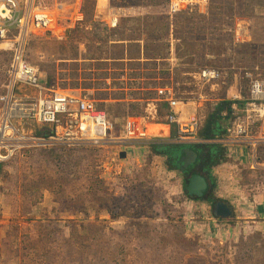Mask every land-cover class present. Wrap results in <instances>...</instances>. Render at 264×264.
I'll use <instances>...</instances> for the list:
<instances>
[{
	"label": "rangeland",
	"instance_id": "obj_1",
	"mask_svg": "<svg viewBox=\"0 0 264 264\" xmlns=\"http://www.w3.org/2000/svg\"><path fill=\"white\" fill-rule=\"evenodd\" d=\"M110 1L125 8L137 6L129 5L134 0ZM214 1L209 0L207 4L208 0H200L173 13L168 6L169 0H135L144 8L139 12L143 15L141 19L124 15L119 17L121 22L117 19L116 25L112 26L111 18L103 19L100 13L97 21L101 22L98 25H102V29L98 33L95 28L99 26L90 24L97 11L94 0H84L83 12L87 21L72 30L62 28L67 27L68 12L74 7L75 0H42L48 9L58 10L59 21L52 28L58 26L63 38L53 42L48 37L51 38L50 33L46 41L36 37L28 46L27 56L31 64L38 66L43 76L49 78V88L75 90L68 85L69 80V84L75 86L81 85L78 80L101 78L102 75L90 77L94 68L107 77L114 72L110 77L119 79L124 62L114 63L109 69L94 65V62L106 59L100 46L115 37H125L126 31L132 30L128 26L133 27L134 37L140 35V25L146 20L142 36L152 44L151 51L160 59L168 58L170 47L174 52L171 64L162 62V66L154 68L160 73L162 83L167 84L172 78L173 83L179 84L176 88L179 96L187 100L196 92L223 97L226 87H230V92L244 95L248 87L245 73L264 77V35L257 29L253 30L257 33L253 35L247 28L248 40L237 45L229 34L222 32L229 17L228 9ZM97 2L104 8L106 1ZM97 40L98 46L93 43ZM79 43L93 48L90 56L94 62L86 63L83 69H78L74 63L66 67L59 60L65 55L72 57ZM8 60L9 56L0 52V86ZM101 66L105 64L101 63ZM204 67L216 68L223 73L225 85L213 89L198 84L196 76ZM141 69L133 65L131 73L127 74L135 81L129 86L136 94L128 108L116 102L100 103L97 100L107 96L91 91V97L109 117L144 115L140 113L147 104L139 103L142 102L138 99L139 79L146 81L149 75ZM77 70L88 71L89 76L78 74ZM104 70L110 72L104 73ZM120 88L121 85L116 84L113 89ZM206 106L208 103L203 107ZM210 111L211 107L203 115H209ZM165 114L159 113L156 122H163ZM217 120L221 121V118ZM200 122L203 126V121ZM115 124L120 129L122 119H116ZM153 129L157 132L161 127ZM153 138L147 140V145ZM147 145L146 141L102 148L58 145L46 150L26 151L0 164V264H264L262 225L243 220L244 217L233 213V208L226 202L230 198L237 199L235 203L240 202L238 200L245 193L254 196L264 193L262 150L257 155L261 167L250 170L229 160L221 169L225 171L221 174L225 176V182L218 191L232 215L223 219L229 224V235L225 237V227L220 226L217 228L219 237L215 238L213 229L206 222L210 215L201 213L204 205L189 202L182 188L175 184L179 173L170 171L163 159L153 157L151 152L146 155L143 149H149ZM187 148L201 153L189 145L181 146L175 152ZM123 152L125 158H120ZM216 191L214 187L212 193ZM231 203L234 206V201Z\"/></svg>",
	"mask_w": 264,
	"mask_h": 264
},
{
	"label": "built area",
	"instance_id": "obj_2",
	"mask_svg": "<svg viewBox=\"0 0 264 264\" xmlns=\"http://www.w3.org/2000/svg\"><path fill=\"white\" fill-rule=\"evenodd\" d=\"M199 1L169 0L168 6L174 11ZM83 3L84 0H75V18L74 21L68 19V29L84 22ZM57 20L59 16L44 6L42 0H0V52L9 56L0 96V164L26 151L46 150L58 145L102 148L126 142L146 141L147 145L149 140L146 128L132 120L142 116L125 117L119 129L116 121L91 95L80 90L68 92L47 86V78L41 69L28 59V46L34 38L45 37ZM110 20V25L115 26L117 19ZM245 77L248 87L244 95L226 88L220 102H226L227 106L219 115L225 123L219 121L221 133L209 139L200 134L203 128L200 118L179 120V114L182 115L177 109L181 104L176 90L179 84L173 83L171 78L169 83L157 87L154 90L156 100L168 107L160 124L166 128L167 138L170 137V124L175 123L178 133L173 144L218 146L223 149L226 159L239 161L246 158L251 166H258V150L264 147V77L250 72L245 73ZM196 79L198 84L213 89L225 85L224 74L212 67L200 69ZM196 94L200 93H193L192 97ZM197 96L198 100L205 99L202 95ZM211 109L215 111L213 107Z\"/></svg>",
	"mask_w": 264,
	"mask_h": 264
},
{
	"label": "crops",
	"instance_id": "obj_3",
	"mask_svg": "<svg viewBox=\"0 0 264 264\" xmlns=\"http://www.w3.org/2000/svg\"><path fill=\"white\" fill-rule=\"evenodd\" d=\"M96 3V14L93 16V19H91V23L90 24H95L98 25V23H101L99 21H97V19L99 18V14L102 13L103 15V19H106L107 16H109L110 18H116L119 20V22H121L122 20H120V16H124L125 17H135L138 16L140 17V19L143 17L142 14L139 15V12L142 8V6H129L127 8H125L124 6H115L113 5L112 1H108V0H104L105 2V6L103 8L99 7V4L97 2V0H94ZM112 5H110L109 4ZM125 3V2H124ZM209 3V0L207 2V4ZM213 3H215V1L213 0ZM217 5H220L226 9H228V13H229V17L228 20L226 22V24L224 25V29L222 30L223 33L229 34L232 39L233 42H236L237 45H242V41L243 40H248V29H251L250 31H252V34L256 35V31L255 33H253V30H256L260 32L261 35H264V0H217ZM129 4V3H128ZM129 5H134V4H129ZM141 7V8H139ZM100 8V9H98ZM107 8V10H105ZM49 9H51L53 12H55L56 10V14L59 16L58 10L57 9H53L51 7H49ZM74 7H72L71 10H69L68 14H69V18L71 21H74L75 18V12L73 11ZM182 9V8H181ZM180 9V10H181ZM231 9V10H230ZM142 11V10H141ZM84 13V12H83ZM117 20V21H118ZM149 20V19H148ZM147 20V21H148ZM59 20H57L58 23ZM84 21L86 22V16H84ZM146 20H142V24L140 25V35L137 36H133V27L132 26H128L129 29H132L131 31H126V35L125 37H121V38H117L115 37L114 39H110L107 44H103L100 49L102 50L101 53L106 56L105 60H99L98 62H94V60H92L93 58L90 56V54L93 53V48L92 47H85L82 44H78L77 48L75 49V52H73V56L72 57H61V60H59L60 62L64 63L66 67H68L70 64H76L78 69H83L86 68L85 64L91 62H94L95 66L97 68L100 69H109L110 66L114 63H125L124 64V71L123 74L121 76V78L119 79H112L110 77V75H112V73L114 72H110V70H104V73H111L108 74L107 76H104L103 74H101V71H97L95 70L96 68H94L93 72L94 74H92V76H90L91 78H98V75H102L101 78L99 79H90L89 81L87 80H78V84L81 85H70V80L67 82L69 86H71L73 89L75 88V90H80L83 93H87L89 95H92V90L95 91V94L97 93H103L104 96H107L104 99H99L97 101H99L100 103L106 104L108 102H112V103H119L121 106H127V108L130 106V104L135 101L134 99V95L136 96V94H134L133 89L131 86L132 85L134 79L127 77L128 73H131V68L133 67V65H136L141 69V71H144L142 73H148L149 77L147 78V80H141L140 81V86H141V90H140V97H138V99H140L139 103H145L147 105H145V108L140 114L144 115L140 118H134L132 119L133 121H137V125L145 127V131L147 134V138L151 139V137H156V135L158 134V131L156 132V130L153 129V127L155 126H160L162 131L161 135L166 136L167 131L166 128L162 125H160V122H156L158 120V114L163 112L164 114H167V106L165 105V103H161L159 101L156 100V96H155V92L154 90L159 87L164 85V83H162L159 80V72L158 70H154L155 67L157 66H162L160 63H164L165 65H169L171 64V55H174L173 50L170 47V50L168 49V58L166 59H160L159 55L156 54V52H152V44L150 43V41H148L147 39L144 38V36H142V30H144V26L143 23L146 24L145 22ZM205 21H207V19H205ZM83 22V24L85 23ZM71 24V23H70ZM82 24V23H81ZM80 24V25H81ZM60 26V24H59ZM79 25L75 26V28H77ZM99 27H96V31L99 33L101 32V26L102 25H98ZM56 27V25H55ZM58 28V26H57ZM57 28H52V30L50 32H48L45 37H42V39H44L46 41V39H52L53 42H56V40L63 38L60 34L61 30H57ZM75 28H70L68 29L67 27L63 26L62 29H67V30H72ZM85 31H87L88 33L90 32L86 29ZM51 34V38L48 34ZM251 33L250 35L253 36ZM48 35V37H46ZM81 36H84L83 33L81 32ZM242 38V40L240 39ZM36 39V38H34ZM33 39V40H34ZM116 39V40H115ZM32 40V41H33ZM114 40V41H113ZM179 42V41H177ZM240 42V43H239ZM95 43V45H99L98 40ZM117 52H119V54H117ZM173 60L176 61V58L173 57ZM56 62V60L54 61ZM101 63H104L105 66L102 67ZM133 63V65L131 64ZM145 69V70H143ZM171 69V68H170ZM175 70V68H174ZM88 71H81V70H77L78 74H83V75H88L87 73ZM98 73V74H97ZM171 75V74H170ZM131 76V75H130ZM47 81H48V77ZM149 80V81H148ZM73 82L77 81V80H72ZM87 81V82H85ZM90 81H94V82H90ZM83 82V84H82ZM95 83L94 87L91 86L92 84ZM116 84H120L121 88L117 89L116 91L113 89L114 86ZM78 86V87H77ZM101 86L100 88H97ZM129 86V90L127 89ZM224 86V85H223ZM227 88V87H226ZM225 88V89H226ZM103 89V90H101ZM75 90H70L68 89L67 91H75ZM177 90V89H176ZM211 91V90H210ZM178 92V90H177ZM179 93V92H178ZM30 94L33 95V92L30 91ZM210 94V93H209ZM112 95L115 98H119V99H115L112 97ZM197 95H202L200 94H196L194 97V100L188 99L187 98H182L181 96L179 97V100L181 102V104H178V108L180 111H182V115L181 113L179 114V120L182 119H187L189 117H194L196 116L197 118L200 117V119L203 121V125L205 124L206 120L208 119V117L210 116V114L213 112L212 109L209 112L210 114L207 116H204L203 114L205 113V111L208 108H212L215 109V107L217 105H219L221 102L220 100L224 99V97H216V95L214 96H206V94L202 95V97H204L205 99H201L198 100L196 99V97H198ZM224 95V94H223ZM222 95V96H223ZM220 103H219V102ZM98 102V103H99ZM209 106L203 107L205 104ZM102 104V105H103ZM118 107V105L116 106ZM218 107V106H217ZM216 107V108H217ZM108 114V113H107ZM138 114V115H140ZM109 116V115H108ZM139 117V116H137ZM111 118V117H110ZM114 121H116V119H122V123L125 121V117L123 118L121 115H118V118L112 117ZM111 118V119H112ZM182 118V119H181ZM203 118V119H202ZM220 121V120H218ZM223 124L225 123V119H221V121ZM122 125V124H121ZM151 127V129L149 128ZM152 130V132H151ZM159 138V137H158ZM188 147V146H186ZM220 148V147H219ZM264 147H260V151L262 154ZM145 153L146 155H148L150 153L149 149L145 148ZM223 150V149H221ZM258 150V152H259ZM201 154V153H199ZM198 154V156H199ZM201 156V155H200ZM153 157H158L163 159L164 161V165L166 166V158L163 156H156L153 155ZM224 159H226V157L224 156ZM259 160V159H258ZM229 160H223L221 161L222 165H218L212 168L211 170V175L213 177V180L215 182V188L217 189V191L215 193H212L214 198H216L218 202H225V198L223 199V197L219 194V190H221V188H223L224 186V179L225 176L221 175V174H225V171L221 169L224 167V165L226 164L225 162H227ZM231 161V160H230ZM233 161V160H232ZM178 163H180L179 161H177ZM235 163H238L239 166L242 167H248L250 170H252V168L254 169L253 166L250 165V161L248 163L247 159L244 158L243 160H235L233 161ZM258 162V161H257ZM260 163V162H258ZM198 163H196L195 166H193V170H199V168L197 166ZM258 167H261L260 164L258 165ZM202 168V167H201ZM170 170V169H169ZM193 170H189L186 171V173L181 172L180 168H177L176 170H170V171H174V172H178V180H176L175 184L178 185L179 187L182 188V190L186 189V182L189 179V176L192 174ZM189 173V174H188ZM194 173H199L195 172ZM232 177V176H231ZM236 177V175H235ZM208 181V180H207ZM211 190H209L210 192ZM213 191V190H212ZM184 192V190H183ZM185 194V193H184ZM256 196L253 195V193H245V196L242 197L240 200V202H236L237 200H232L230 198V196H228L230 198V200H226V202H228V204L231 206V208H233V213H239V215H242L246 221L249 220V223H258L259 225H262V228L264 229V193H260L259 196H257L258 194H255ZM231 201H234V206L231 203ZM189 202L192 203H199V204H203L204 205V210L201 212L203 213V215L205 214H209L210 217L207 218L206 221L209 225L210 228L213 229V235L214 237H219V232L217 231L218 227H222L224 228V233L223 235L226 237L229 235L228 232V228H229V224H225V220L223 219H219V218H215L212 214V207L213 204L205 201V200H198V201H191L189 200ZM238 203V204H237ZM36 208V206H35ZM206 218V216H205ZM252 221V222H251ZM224 222V223H223ZM218 232V233H217Z\"/></svg>",
	"mask_w": 264,
	"mask_h": 264
},
{
	"label": "trees",
	"instance_id": "obj_4",
	"mask_svg": "<svg viewBox=\"0 0 264 264\" xmlns=\"http://www.w3.org/2000/svg\"><path fill=\"white\" fill-rule=\"evenodd\" d=\"M135 1V0H134ZM133 1V3L131 4H136L139 5V3H135ZM166 105V104H165ZM167 106V105H166ZM227 106L226 102H222L218 105V107L215 109L214 112H212L210 114V116L208 117V119L206 120L205 124L203 125V128L201 129V136L204 138H212L216 135H219L221 133V130L218 126L219 121L217 120V118H219L220 112ZM167 111H168V107H167ZM158 134L156 135L155 138H166L164 137V135L162 134V129H158ZM186 147L187 145H180V144H161V143H156V142H150L149 143V149L150 152L153 155L156 156H163L166 158V167L170 170H176L177 168L182 167V164L177 162V159L175 157V150L180 148V147ZM192 148H195L197 150L201 151V155L203 156V158L201 159V171L203 176L209 181L210 183V196H203L201 198H197V197H191L188 196L186 194V189L184 187V193L186 195V197L191 200V201H198V200H205L211 204L216 203L218 200L216 198H214V196L212 195V190L215 187V182L213 180V177L211 175V170L213 167L218 166L219 164H221V161L224 160V154L223 151L218 147V146H213V145H194V146H189ZM200 159V158H199Z\"/></svg>",
	"mask_w": 264,
	"mask_h": 264
},
{
	"label": "water",
	"instance_id": "obj_5",
	"mask_svg": "<svg viewBox=\"0 0 264 264\" xmlns=\"http://www.w3.org/2000/svg\"><path fill=\"white\" fill-rule=\"evenodd\" d=\"M170 137L169 138H153V142L156 143H174L177 139V125L175 123L170 124ZM177 161L183 160L181 172L186 173V171L193 170V166L198 162V153L194 149L187 148L183 152L177 151L175 154ZM120 158H125V153L120 154ZM201 158V156H200ZM190 173V171H189ZM208 188L207 179L200 173H194L189 176L186 182V194L191 197L201 198L205 195ZM210 188V187H209ZM212 214L216 218L226 219L232 214L229 206L223 202H218L213 204Z\"/></svg>",
	"mask_w": 264,
	"mask_h": 264
},
{
	"label": "flooded vegetation",
	"instance_id": "obj_6",
	"mask_svg": "<svg viewBox=\"0 0 264 264\" xmlns=\"http://www.w3.org/2000/svg\"><path fill=\"white\" fill-rule=\"evenodd\" d=\"M35 129H36V128H35ZM35 129H34V130H35ZM148 146H149V145H148ZM202 158H203V156L201 155V158L198 159V162H197V163H198V165H197L198 167H200V166L202 167V165H201V159H202ZM199 165H200V166H199ZM201 167H200L199 170H198L200 174H202V171H203V169H202V171H201ZM194 171H195V172H198L196 169H195ZM188 174H189V173H188ZM202 175H203V174H202ZM209 187H210V183H209V181H208V188H207V191H206V193H205V196H207V195L210 196V194H209V193H210V192H209V190H210ZM229 208H230V207H229ZM231 215H232V214H231ZM230 217H231V216H230ZM215 218H216V217H215ZM219 219H221V218H219ZM226 219H227V218H226Z\"/></svg>",
	"mask_w": 264,
	"mask_h": 264
},
{
	"label": "bare ground",
	"instance_id": "obj_7",
	"mask_svg": "<svg viewBox=\"0 0 264 264\" xmlns=\"http://www.w3.org/2000/svg\"><path fill=\"white\" fill-rule=\"evenodd\" d=\"M181 9V8H180ZM180 9H178V10H174V11H172V10H170L171 12H173V13H176V12H178ZM5 74H4V79H3V82H2V84H1V86H0V96L2 95V85L4 84V82H5ZM11 105V104H10ZM0 107H2V103H0ZM47 128H49L50 129V127L49 126H47ZM102 144H105V143H102ZM108 146V145H107ZM110 146V145H109ZM104 147V146H103ZM106 147V146H105Z\"/></svg>",
	"mask_w": 264,
	"mask_h": 264
},
{
	"label": "clouds",
	"instance_id": "obj_8",
	"mask_svg": "<svg viewBox=\"0 0 264 264\" xmlns=\"http://www.w3.org/2000/svg\"><path fill=\"white\" fill-rule=\"evenodd\" d=\"M153 142V141H152ZM164 144H167V143H164ZM171 144H173V143H171ZM223 151V150H222ZM224 154V153H223Z\"/></svg>",
	"mask_w": 264,
	"mask_h": 264
}]
</instances>
